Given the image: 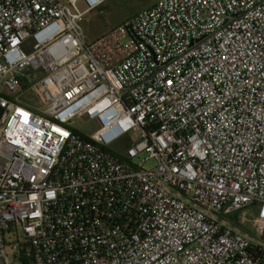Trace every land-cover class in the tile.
<instances>
[{
  "label": "built area",
  "instance_id": "2783aa9c",
  "mask_svg": "<svg viewBox=\"0 0 264 264\" xmlns=\"http://www.w3.org/2000/svg\"><path fill=\"white\" fill-rule=\"evenodd\" d=\"M107 1L0 0V264H264V0Z\"/></svg>",
  "mask_w": 264,
  "mask_h": 264
},
{
  "label": "rangeland",
  "instance_id": "374dc122",
  "mask_svg": "<svg viewBox=\"0 0 264 264\" xmlns=\"http://www.w3.org/2000/svg\"><path fill=\"white\" fill-rule=\"evenodd\" d=\"M157 0H109L105 3V5L94 12H91L86 16L83 27L85 31L86 40L88 42H92L102 37L103 35L109 33L114 30L121 24H124L126 21L134 17L138 12L152 7ZM82 7V4L79 5ZM3 90V87L0 85V91ZM23 101L32 103L34 102L33 96L29 93L26 97L22 98ZM73 128L81 131L82 133L90 136L95 133L99 124L96 121H86L85 119L76 118L74 120ZM119 143H115L112 145V149L117 152H124V148ZM145 155L142 156V159ZM136 164H139L145 168H153L155 166L154 161H150L148 163H142V161L137 160ZM256 208L252 207V209L248 211H243L232 217L233 221L238 222L242 219V217H247L248 220H252L255 216ZM246 225V229L251 232V223Z\"/></svg>",
  "mask_w": 264,
  "mask_h": 264
},
{
  "label": "water",
  "instance_id": "95a60500",
  "mask_svg": "<svg viewBox=\"0 0 264 264\" xmlns=\"http://www.w3.org/2000/svg\"><path fill=\"white\" fill-rule=\"evenodd\" d=\"M1 114H2V110L0 109V116H1Z\"/></svg>",
  "mask_w": 264,
  "mask_h": 264
}]
</instances>
